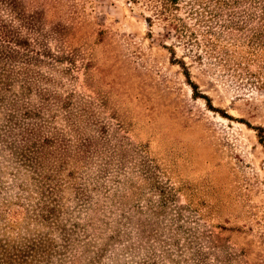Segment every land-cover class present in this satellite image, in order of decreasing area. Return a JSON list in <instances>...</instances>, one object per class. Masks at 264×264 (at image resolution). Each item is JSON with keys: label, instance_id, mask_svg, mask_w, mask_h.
<instances>
[{"label": "rangeland", "instance_id": "1", "mask_svg": "<svg viewBox=\"0 0 264 264\" xmlns=\"http://www.w3.org/2000/svg\"><path fill=\"white\" fill-rule=\"evenodd\" d=\"M156 8L0 0V264H264V0Z\"/></svg>", "mask_w": 264, "mask_h": 264}, {"label": "trees", "instance_id": "2", "mask_svg": "<svg viewBox=\"0 0 264 264\" xmlns=\"http://www.w3.org/2000/svg\"><path fill=\"white\" fill-rule=\"evenodd\" d=\"M157 1H158V9L156 8L155 11L152 13V17L154 19H159L160 21L164 22L166 28L173 29L174 33L179 38V41L177 43H182L184 45L185 50H187L188 47H192L193 45H195V41H191L194 39L192 33L188 32L187 38L185 39L187 29L182 24H178L177 21H179V19H175V17L171 13V11L175 9L176 0H157ZM150 20L151 18L147 21ZM190 42H192L193 44L191 45ZM177 63H180L184 68L183 63L181 61Z\"/></svg>", "mask_w": 264, "mask_h": 264}]
</instances>
